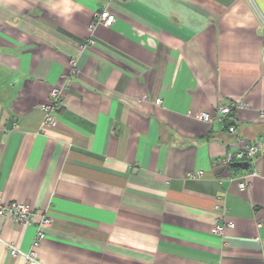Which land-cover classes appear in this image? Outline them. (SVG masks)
<instances>
[{"label": "crops", "instance_id": "crops-1", "mask_svg": "<svg viewBox=\"0 0 264 264\" xmlns=\"http://www.w3.org/2000/svg\"><path fill=\"white\" fill-rule=\"evenodd\" d=\"M232 100L227 123L197 117ZM262 111L264 0H0V201L34 209L0 216V264H23L9 244L31 250L43 214L35 264H264V153L222 162Z\"/></svg>", "mask_w": 264, "mask_h": 264}, {"label": "built area", "instance_id": "built-area-1", "mask_svg": "<svg viewBox=\"0 0 264 264\" xmlns=\"http://www.w3.org/2000/svg\"><path fill=\"white\" fill-rule=\"evenodd\" d=\"M116 20V16L109 12L108 9H103L100 12L95 14V21L91 25V29L95 27L96 23H102L107 26L112 25ZM75 62V61H74ZM63 94V89L61 87H56L50 94L49 100L42 105L44 111V123L48 125H54L56 123L55 112L59 107V100ZM157 103L160 102V99L156 100ZM248 104L244 101H236L232 100L229 102H221L216 106V111L214 114L201 110L198 112L197 117L206 122L212 121H220L223 123H227L229 117L235 109L247 107ZM261 118L264 120V111L261 112ZM228 130L231 132L235 131L234 125H229ZM264 153V134H262L257 140L252 142H245L241 144V146L233 152H227V154L223 157L222 162L232 165L236 162H251L257 156ZM256 171H252L250 173H246L241 177V181L239 183L241 188H246L250 184V177L256 175ZM203 176V171H196L189 173V177L192 178H200ZM217 208L220 210H225V205L221 202H217ZM0 216L8 217L16 220L20 223H32V219L34 216L33 207L19 200H12L9 203H2L0 201ZM37 232L36 236L33 240V248L29 251H22L15 247L12 244H9L11 249V254L13 256H20L23 260V264H35L37 262L38 254L35 250L36 247L41 246L43 239L47 235V229H49L52 225V219L49 215L43 214L39 221H37ZM233 228V223L223 222L217 223L214 227V232L219 235H224L228 229Z\"/></svg>", "mask_w": 264, "mask_h": 264}, {"label": "water", "instance_id": "water-1", "mask_svg": "<svg viewBox=\"0 0 264 264\" xmlns=\"http://www.w3.org/2000/svg\"><path fill=\"white\" fill-rule=\"evenodd\" d=\"M235 166H240L242 168H246L248 165V162L242 161V162H236L234 163Z\"/></svg>", "mask_w": 264, "mask_h": 264}, {"label": "rangeland", "instance_id": "rangeland-1", "mask_svg": "<svg viewBox=\"0 0 264 264\" xmlns=\"http://www.w3.org/2000/svg\"><path fill=\"white\" fill-rule=\"evenodd\" d=\"M92 40L90 39L89 41H88V43L89 42H91ZM75 60H72L71 61V64L74 66L75 65V62H74ZM57 86H54V87H52V89H51V92L56 88ZM51 94V93H50Z\"/></svg>", "mask_w": 264, "mask_h": 264}, {"label": "trees", "instance_id": "trees-1", "mask_svg": "<svg viewBox=\"0 0 264 264\" xmlns=\"http://www.w3.org/2000/svg\"><path fill=\"white\" fill-rule=\"evenodd\" d=\"M229 120V119H228ZM249 165H250V163H248V165H247V167L249 168ZM246 167V168H247ZM233 168H234V170H240L242 167H240V166H233Z\"/></svg>", "mask_w": 264, "mask_h": 264}]
</instances>
